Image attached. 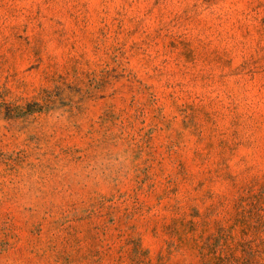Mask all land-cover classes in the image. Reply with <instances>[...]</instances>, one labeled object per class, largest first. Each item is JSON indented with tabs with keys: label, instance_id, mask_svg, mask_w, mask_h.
Segmentation results:
<instances>
[{
	"label": "rangeland",
	"instance_id": "1",
	"mask_svg": "<svg viewBox=\"0 0 264 264\" xmlns=\"http://www.w3.org/2000/svg\"><path fill=\"white\" fill-rule=\"evenodd\" d=\"M0 264H264V0H0Z\"/></svg>",
	"mask_w": 264,
	"mask_h": 264
}]
</instances>
